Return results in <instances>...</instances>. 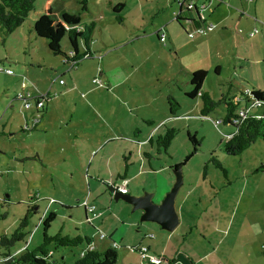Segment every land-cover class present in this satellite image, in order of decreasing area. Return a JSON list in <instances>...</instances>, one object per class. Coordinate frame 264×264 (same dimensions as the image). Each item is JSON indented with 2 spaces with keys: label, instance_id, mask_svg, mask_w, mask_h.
<instances>
[{
  "label": "rangeland",
  "instance_id": "1",
  "mask_svg": "<svg viewBox=\"0 0 264 264\" xmlns=\"http://www.w3.org/2000/svg\"><path fill=\"white\" fill-rule=\"evenodd\" d=\"M82 1L53 3L52 18H60L62 12L80 13L81 22L94 21L96 26L91 44L95 55L81 58L70 71L62 57L48 49L47 41L31 32L44 0H35L34 9L11 34L3 37L0 33V213L4 214L0 235H10L25 214L27 202L36 204L25 229L27 234L10 247L11 253L25 245L33 248L40 244L39 221L52 211L55 218L50 222L49 235L88 234L99 241L101 231L111 225L105 240L117 245H110L118 252L114 264H148L137 252L128 250L139 245L138 234L129 228L130 220L125 216L130 206L120 212L118 208L125 203L114 198L108 185L120 183L118 174L125 173L127 162L128 189L132 193L135 188L138 192L151 190L154 200L159 199L176 180L173 166L192 151L189 133L198 141V147L179 165L183 185L180 193L191 188L183 212L195 209L189 221L199 219L200 232L205 236L215 221L223 232L224 220L234 215L224 234L211 230L210 240L203 237L202 248L223 237L214 251L216 264H264V142L257 138L240 155H227L223 144L234 128L228 123H214L224 118V103L201 117L200 97L185 95L191 90V72L201 67L208 68V73L200 90L215 100L223 95L238 98L246 88L264 91V63L258 67L239 60L252 56L255 49L247 50L244 45L248 52L239 53L238 48L230 46L231 56L239 59L229 62L231 59L225 58L217 75L211 62L219 47L209 48L211 41L193 46L195 37L188 38L173 20L178 11L174 0H85L87 10L81 11ZM118 3L124 6L118 12L112 11ZM164 24L167 37L159 41L155 30ZM168 28L173 30L175 45L168 40ZM241 31L237 26L236 32ZM257 31L254 35L260 33ZM78 43L82 52L81 40ZM60 45L65 52L71 49L66 34ZM59 79L65 84L58 83ZM48 91L56 96L45 102L46 110L36 113L32 97L36 92ZM19 93L27 97L30 109H24V101L16 97ZM169 95L179 103L176 116L168 112ZM34 116L39 118L36 126L32 123ZM151 119L154 123L149 124ZM161 122L164 125L158 130ZM170 127L176 129L175 136L166 152L157 153L156 145L151 146L147 139L157 135L156 130L161 134ZM211 155L220 162L225 175L209 161ZM151 168L157 172H151ZM92 204L94 214L89 210ZM209 206L212 211L222 209L213 212L212 221L203 211ZM101 211L105 212L103 216ZM112 211L126 223L106 220L104 226L98 224ZM137 215L130 217L135 219ZM204 222H209L204 228L207 232L202 229ZM97 225L103 229L96 231ZM124 231L132 235L124 238ZM84 246L82 241L71 249L49 247L58 264H70Z\"/></svg>",
  "mask_w": 264,
  "mask_h": 264
},
{
  "label": "trees",
  "instance_id": "2",
  "mask_svg": "<svg viewBox=\"0 0 264 264\" xmlns=\"http://www.w3.org/2000/svg\"><path fill=\"white\" fill-rule=\"evenodd\" d=\"M55 0H44L42 6V13L34 20L31 25V32L37 37L44 38L47 41L48 49L54 55H60L63 60H72L75 66L83 57H90L92 55L89 44L93 41L92 31L95 26L94 21L83 23L80 19V13L69 14L62 12L60 18H52L53 3ZM35 0H0V33L4 37L15 31L27 18L29 12L34 9ZM124 3H118L112 6V11L118 12ZM81 11H86L85 0L81 3ZM188 11V9H187ZM180 13L175 14L174 20L183 29L180 21ZM119 21L122 17L116 16ZM163 29V28H162ZM164 30V29H163ZM66 34L70 50L67 54L61 49V39ZM157 34V32H155ZM158 38V37H157ZM84 45V50L79 52L78 41ZM206 71L197 69L191 72L189 83L191 90L185 93L188 97L198 95L200 97L199 114L201 117L207 116L219 103H224L226 114L221 120L223 123H228L233 126L234 130L227 134L223 150L227 155H240L243 151L250 147V145L257 139L261 138L264 142V94L262 90H251V96H246L244 93L240 97L221 96L218 99L212 98L208 92H201L200 88L204 81ZM36 98V97H35ZM33 98V99H35ZM168 112L170 116H176L179 109V103L173 96H167ZM45 105V104H44ZM259 110H258V109ZM44 106L38 113H42ZM260 116V117H258ZM151 123V120L148 121ZM36 126V124H34ZM35 127L30 128V130ZM176 129L173 127L166 128V130L155 135L150 141L156 145V152H166L170 141L175 136ZM188 139L192 144V151H190L182 162L175 164L173 167L185 163L197 150L198 141L196 138L188 133ZM209 161L217 168L222 170L225 175V170L214 156H210ZM121 177V175H118ZM5 201V200H1ZM27 202L25 214L19 219L18 225L12 230L9 236L6 234L0 235V264H58L51 253L52 249L77 247L85 242V246L80 249L79 254L70 264H114L116 262L117 253L115 248H107L104 250H97L94 247L89 248L91 237L85 235L81 237L79 234L74 236L63 235L61 232H56L53 235L48 234L50 222L54 220L55 213L46 212L44 217L39 221L41 226V242L39 245L29 248L25 245L19 249L17 253H11L12 247L18 241L23 240L27 232H25L28 220L35 213L36 204ZM4 218V214L0 213V219ZM37 225V227H38ZM49 246H52L51 248ZM63 264V263H62ZM66 264V263H64Z\"/></svg>",
  "mask_w": 264,
  "mask_h": 264
},
{
  "label": "crops",
  "instance_id": "3",
  "mask_svg": "<svg viewBox=\"0 0 264 264\" xmlns=\"http://www.w3.org/2000/svg\"><path fill=\"white\" fill-rule=\"evenodd\" d=\"M174 1L178 7L177 13L179 11H181L180 18L182 20L180 21V23L182 24L183 29L181 27L180 28L185 33V35H187L188 38L195 37V39H193V40H196V41H195L193 46L200 47L203 43H205V42L210 43V41H211V43L209 44V48L219 47V48H216L214 50L216 52V54L213 55L212 62H211L213 70L217 75H220V73H221L223 64L225 63V62H223V60L225 58H228V60L231 59L229 62H233L236 59H239V58H234L231 56V54H230L231 49H229L230 46L235 47L236 50L238 48L239 53H243L245 51L248 52L247 50H249V48L255 49L254 51L252 50V52H253L252 56H250L248 54L247 56H245V58L239 59L241 61H246V62H242V63L254 64L253 66H255V64H258V67H259V65L261 66L264 63V2H260V0H174ZM186 1L192 2V4H193V8L188 9V11L184 7V3ZM180 2H182V5L179 4ZM110 5H112L111 1H110ZM173 20H174V17H173ZM206 23L215 24L214 29H212L210 31L195 33L196 35L195 36L193 35V37L188 36L187 33H192L194 31H196V27L201 26L202 24H206ZM237 26H240L242 28L243 32L241 31L242 34L239 33L240 35L236 32ZM234 27H235V31H234ZM95 28H96V26H94V28H93L91 37H93ZM160 28L164 29L163 31L167 37L166 24L162 25ZM253 29H256V30L258 29V31H257L258 33L260 30V33L259 34L257 33L258 35H254L256 32L250 34ZM156 31H157V29L155 30V32ZM172 31L173 30H170V28H168V32H169L168 33V40L172 45H175L173 42L174 35H173ZM156 36H157V34H156ZM175 39H176V37H175ZM224 41H226V43H223ZM92 43H94V40L89 44V49H90L92 55H95L94 52L92 51V45H91ZM244 45H246L247 50H246ZM82 46H83V50H84L85 47H84L83 43H82ZM242 47H244L245 49H243ZM78 49H79V52H81V49L79 47V43H78ZM67 52H65V53L67 54ZM234 64H235V62H234ZM65 65H66V67H68L67 64H65ZM73 68H75V66ZM197 69L205 70L206 75L208 73V68L201 67V68H196L194 70H197ZM68 71H70V70H68ZM100 72H101V70H100ZM259 72H260V69H259ZM206 75H205V77H206ZM61 84L64 85L65 83L62 82ZM258 89L262 90L260 88L252 87L251 89L246 88L245 91L258 90ZM44 93H47V92H44ZM44 93L36 92L34 95L44 94ZM48 93H49V91H48ZM263 94H264V91H263ZM52 96H56V93L52 94ZM52 96H50L49 99H52L53 98ZM151 123H154L153 119H151ZM163 125L164 124L161 122L160 124H158L157 129L159 130L160 126H163ZM158 130L155 131L156 134L160 133V132H158ZM25 131H30V129L26 128ZM153 137L154 136L152 134V135H149V137L147 139V142H149V144L151 146L153 143L150 141V139ZM142 141H144V140H142ZM104 145L105 144H103V146ZM147 161H148V159H147ZM149 164H150V162H149ZM173 169L175 172L177 167H173ZM127 171H128V167H127V162H126L125 163V173L123 175L118 174V175H121V177H118L119 179L124 178L127 181L126 182V188H127L126 194H129V195L132 194V196H140L144 192H146V193H149L151 195L152 201H154L155 203H160L161 200L164 198V196L170 191L169 190L170 186H168V188L163 191L162 195L159 196L160 198L157 200H154V194H152L153 192H151V190H145L144 188L143 189L145 191H141V192H138V190L135 188L134 192L132 193L131 190H129L127 187V185H128V180L126 178ZM151 172L154 173V172H157V170L151 168ZM117 173H120V172L118 171ZM175 175H176V173H175ZM110 179H111V177H110ZM109 181H108V183H110ZM175 181H174V183H175ZM102 183H105V181H102ZM181 184H182V182L180 180V184L178 186L179 188H178V190L175 194V197H174V202H172V209H173L174 213L176 214V221H175L173 228L170 230L161 228L160 225L155 223V222L143 221L141 219V212L142 211L139 208L133 207L132 204L125 202L124 200H122L120 198L119 199L116 198V199L122 200V202H124L125 205L120 206L118 209L120 210V212H123L125 209L129 210L126 205L130 206V213H128V211H125V216H127L130 220L129 228L132 229V232L134 231L138 234V240H137L138 244H146L149 247V252L151 254L163 255L166 259V262L164 264H199L203 261L209 262L210 264H216L217 255L215 254L214 251H215L218 243L223 240V237H220L216 241L215 240L214 241L211 240L212 242L209 241L207 243L209 246H205L202 248V245L204 244L203 237H206L209 239V237L212 236V233H211L212 231L216 232V233L221 232L224 234L226 232V230L228 228H230V226L232 225V222L234 221V215L232 216V219L229 220V218H228V220H224V225L221 227L223 232L219 230V228H218L219 224L217 221L214 220L216 223H214L213 228L211 229L212 231L209 230V232L207 233L208 236L203 235L202 232H200L201 226H200V224H198V222H200L199 219H197L196 221H191V222L189 221V218L191 217L189 215L192 212H193L192 213V215H193L195 209L191 208L187 212H185V213L183 212L185 203L187 202V200L190 197V194H191L190 189L191 188H189V190H187V192H185L184 194L183 193L181 194L180 190L183 186V185L181 186ZM170 185H171V187H170V189H171L173 186L171 184V182H170ZM188 186H192V185L188 184ZM108 187H112V190L114 193L118 192V191H116L114 184L110 183V186L108 185ZM114 198H115V195H114ZM98 199H100V198L98 197ZM61 205L66 206L65 204H61ZM92 205L94 206V204H92ZM106 209L107 208H103L104 211ZM94 210H95V207H94ZM203 211H207L209 213V219L212 221L213 219H211V218L214 217L213 212L214 211L221 212L222 209L212 211L211 206H209V207H205L203 209ZM135 212L138 213V215L135 219H133L132 217H130V215L133 216V214H136ZM104 213L105 212L101 211L100 216H103ZM110 213H111L110 215L104 216L99 221L98 224H102V226H104V222L106 220L108 222L111 221L113 224H116L117 220H119V222L122 225H124L126 223V220L124 221L121 219V217H122L121 215L114 213L113 211ZM230 213H232V211ZM230 216H231V214H230ZM244 217L246 218L247 222L250 221V219H248L246 216H244ZM208 223L209 222H207V223L204 222V226H202V229H204L205 227H206L205 229H207L209 227ZM243 223L244 222H242V224ZM244 224H246V223H244ZM255 224L256 223H254V227L256 226ZM105 227H106V229H103L99 225L98 228L96 229V231H98V229L104 230V231L102 230L103 232L101 231V233H104L105 237L104 238L98 237L100 242L97 239H95V238H97L96 236H95V238H93L89 234L91 237V244L97 250L103 249L104 245H105L104 249L110 248V245L113 243V241H111V243H110L109 239L105 240L107 237V233H108L107 231H109L107 229H111V225L109 227L108 226H105ZM113 228H114L113 230L117 232V225H114ZM113 230H111V231H113ZM130 235H132L131 232L128 233L127 231H124V233L122 234V237L126 238V237H129ZM99 247H103V248H99ZM111 248H112V246H111ZM116 253H117V257H118V252L116 251Z\"/></svg>",
  "mask_w": 264,
  "mask_h": 264
},
{
  "label": "built area",
  "instance_id": "4",
  "mask_svg": "<svg viewBox=\"0 0 264 264\" xmlns=\"http://www.w3.org/2000/svg\"><path fill=\"white\" fill-rule=\"evenodd\" d=\"M179 4L182 5V2H180ZM184 7L186 9H191V8H193V4H192V2L186 1L184 3ZM214 27H215V24H213V23L202 24L201 26L196 27V31H194V33L210 31V30L214 29ZM156 32H157V36H158L159 41H164L165 33H164L163 29L162 28L157 29ZM254 32H256V29H253L250 34H252ZM194 33L192 32V33H187V34L189 37H193ZM63 62L65 64H67L69 70L75 66L74 65L75 62H73L71 59L70 60L65 59V60H63ZM7 72H11V71L7 70ZM62 82L63 81L61 79H59L58 83L61 84ZM92 82L95 83V79H92ZM250 91H246L245 95L250 96V98H252ZM16 97L18 99H22L24 101L23 102L24 109L28 110L31 108V103L27 101V97L25 98V96L22 93H19L18 95H16ZM49 97H50V93H48V92L44 93V94H37V95H34L32 97L33 107H34L36 113H38L42 109L45 102L49 100ZM33 98H35V99H33ZM258 117H260V116H258ZM38 119H39L38 117L34 116L32 119V123L37 124ZM220 122H221L220 119L214 121L215 124H219ZM126 182H127L126 179L122 178L120 183L114 184L116 191H118L119 193H122V194L127 193ZM89 210H90V213L94 214V206L91 205ZM104 237H105L104 233L99 234V238H104ZM112 246L116 247L117 245L115 242H113ZM88 247L92 248L93 246L90 243ZM128 250L130 252H132V251L137 252L140 255V257L142 258V260H146L148 264H164L166 262V259L163 255L151 254L149 252V247L146 244H139V245H135L132 247H128Z\"/></svg>",
  "mask_w": 264,
  "mask_h": 264
},
{
  "label": "water",
  "instance_id": "5",
  "mask_svg": "<svg viewBox=\"0 0 264 264\" xmlns=\"http://www.w3.org/2000/svg\"><path fill=\"white\" fill-rule=\"evenodd\" d=\"M175 173L177 176L176 181L160 203L152 201L151 195L146 192L140 196L115 192V197L132 204L135 208H139L142 211L141 219L143 221L155 222L159 224L161 228L170 230L173 228L176 221V214L172 209V202H174V197L180 184L181 173L179 167H177ZM110 189L113 191L112 187H110Z\"/></svg>",
  "mask_w": 264,
  "mask_h": 264
}]
</instances>
